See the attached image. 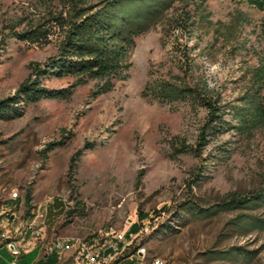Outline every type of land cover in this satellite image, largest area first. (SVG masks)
<instances>
[{"label": "rangeland", "instance_id": "374dc122", "mask_svg": "<svg viewBox=\"0 0 264 264\" xmlns=\"http://www.w3.org/2000/svg\"><path fill=\"white\" fill-rule=\"evenodd\" d=\"M204 6L192 36L164 37L159 25L138 38L129 76L112 91L99 94L96 81L74 86L71 78H45L46 88L69 90L68 99L18 102L20 116L0 119V223L11 222L7 208L16 200L19 224L8 228L38 217L34 227L45 241L123 233L140 223L133 248H145L144 264H264V224L243 223H264V203L209 214L264 186V123L249 137H212L195 153L205 109L141 95L148 82L178 75L183 53L223 104L249 88L248 74L264 57V11L231 0ZM65 7L66 0H0V100L16 94L32 63L56 55L62 30L54 18ZM181 9L176 4L168 18ZM239 22L234 45L226 32ZM37 27L49 28L48 43L18 37ZM58 200L62 210L54 207Z\"/></svg>", "mask_w": 264, "mask_h": 264}, {"label": "trees", "instance_id": "16d2710c", "mask_svg": "<svg viewBox=\"0 0 264 264\" xmlns=\"http://www.w3.org/2000/svg\"><path fill=\"white\" fill-rule=\"evenodd\" d=\"M231 1L245 2L264 11V0ZM204 3L205 0H99L95 3L66 0L64 16L61 14L54 18L62 30L56 55L43 64L30 65V74L19 85L16 94L0 100V119L20 116L21 111L16 106L18 102L30 106L45 99H68L69 90L48 89L43 84L45 78H71L75 81L74 86L96 81L100 83L99 94L112 91L115 83L125 81L129 76L131 56L138 38L159 25L163 27L164 37L175 32L192 36L198 24L195 15L204 11ZM176 4L182 8L181 12L168 18ZM190 5L192 10L188 9ZM239 24L235 23L226 32L234 45L239 35ZM49 31V28L40 30L37 27L18 34V37L32 43H48ZM183 57L185 59L180 62L178 75L148 82L141 95L160 104L183 102L195 112L205 109L206 116L199 128L196 146L192 149L195 153L201 152L212 137L231 131L241 137H249L264 123V57L258 67L248 74L249 88L232 105L223 104L221 98L209 89L206 80L196 76L195 64L188 53H183ZM30 201L31 197L27 194L26 214L31 210ZM258 203H264V186L247 196L230 197L206 212L249 210ZM54 207L62 210L63 204L58 200ZM143 219L144 214L140 213L139 220ZM243 223L251 227H263L264 224L252 220ZM141 228L140 223H134L128 234L138 233ZM49 258L41 259L39 264ZM49 262L53 264L52 259Z\"/></svg>", "mask_w": 264, "mask_h": 264}, {"label": "built area", "instance_id": "2783aa9c", "mask_svg": "<svg viewBox=\"0 0 264 264\" xmlns=\"http://www.w3.org/2000/svg\"><path fill=\"white\" fill-rule=\"evenodd\" d=\"M19 206H22V203ZM15 208H7V220L19 224V217H15ZM36 219L33 221L32 227H34ZM12 233L4 231L3 226H0V239L5 242L7 247H12L11 251L14 256H18L22 251L34 250L41 244V259L55 255L58 259L57 264L135 263L139 262V252H141V246L137 245L133 248L137 237H129L128 231L121 233L109 229L105 233L99 232L95 235V238H92L93 235L91 238L90 236L85 238L55 237L45 241L41 236L42 234H36V228L34 227V234L25 235L24 240L19 242H12ZM98 239H103L104 242L97 245L96 240ZM117 245H126L124 257H114V249ZM156 264H161V262Z\"/></svg>", "mask_w": 264, "mask_h": 264}, {"label": "crops", "instance_id": "0c3cea01", "mask_svg": "<svg viewBox=\"0 0 264 264\" xmlns=\"http://www.w3.org/2000/svg\"><path fill=\"white\" fill-rule=\"evenodd\" d=\"M17 206L16 200H11ZM31 218V217H30ZM5 222L0 223V226H4ZM23 229L22 226L19 227ZM33 234L31 231L25 232L20 241L24 240L25 235ZM38 234H41L40 232ZM42 245L40 244L36 249L30 251H22L18 256H14L12 251L5 242L0 239V264H39L41 263ZM53 260V264H57L58 259L55 255L51 256L47 261H43L42 264H49L50 260Z\"/></svg>", "mask_w": 264, "mask_h": 264}, {"label": "bare ground", "instance_id": "6f19581e", "mask_svg": "<svg viewBox=\"0 0 264 264\" xmlns=\"http://www.w3.org/2000/svg\"><path fill=\"white\" fill-rule=\"evenodd\" d=\"M12 197H13V199L17 198V194H14ZM12 224L13 223L11 220V222L10 221L5 222V225L3 226L4 231L13 232L12 233V242H19L21 237L27 231H31L34 234V227H32L33 223L26 225V227H24L23 229H20L19 227H17L15 229H13V231L10 228H8ZM38 233H39V231L36 230V234H38ZM137 236H138V233L129 234V237H137ZM125 252H126V245H117L116 248L114 249V257H124ZM145 258H146V250L143 246H141V252H139V261L144 264ZM157 262H160V260H156L155 264Z\"/></svg>", "mask_w": 264, "mask_h": 264}, {"label": "water", "instance_id": "95a60500", "mask_svg": "<svg viewBox=\"0 0 264 264\" xmlns=\"http://www.w3.org/2000/svg\"><path fill=\"white\" fill-rule=\"evenodd\" d=\"M10 249H12V247Z\"/></svg>", "mask_w": 264, "mask_h": 264}]
</instances>
